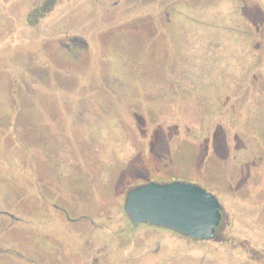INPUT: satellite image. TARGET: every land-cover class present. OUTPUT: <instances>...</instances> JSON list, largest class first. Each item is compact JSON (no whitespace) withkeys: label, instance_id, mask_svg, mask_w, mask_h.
Returning a JSON list of instances; mask_svg holds the SVG:
<instances>
[{"label":"rangeland","instance_id":"obj_1","mask_svg":"<svg viewBox=\"0 0 264 264\" xmlns=\"http://www.w3.org/2000/svg\"><path fill=\"white\" fill-rule=\"evenodd\" d=\"M43 1L0 0V180L15 179L14 196L0 190V206L23 217L8 230L0 218V264H87L95 253L101 264H138L124 252L110 257L128 239L119 214L125 192L174 170L204 177L225 226L222 241L162 254L178 264H264V0H97L106 11L121 4L88 24L77 57L63 47V31L92 0H59L28 22ZM212 1L226 5L234 29L220 52L240 75L191 89L173 73L179 23L188 7ZM98 79L119 81L122 92L103 131L88 134L70 126L67 101L77 105L76 89ZM165 92L170 99L160 101ZM62 210L86 213L102 231L68 223Z\"/></svg>","mask_w":264,"mask_h":264},{"label":"water","instance_id":"obj_2","mask_svg":"<svg viewBox=\"0 0 264 264\" xmlns=\"http://www.w3.org/2000/svg\"><path fill=\"white\" fill-rule=\"evenodd\" d=\"M225 6L212 1L188 7L190 15L179 23L182 36L177 43L182 52L177 58L181 66L175 64L173 73L175 78L178 73L180 80L189 82L183 83L186 87L211 88L239 79L235 62L234 67H228L227 53L220 52L226 33L234 29ZM159 95L160 101L170 99L168 92ZM123 209L135 223L163 226L201 240L213 239L221 220L218 197L200 185L183 181H150L134 186L126 193Z\"/></svg>","mask_w":264,"mask_h":264},{"label":"flooded vegetation","instance_id":"obj_3","mask_svg":"<svg viewBox=\"0 0 264 264\" xmlns=\"http://www.w3.org/2000/svg\"><path fill=\"white\" fill-rule=\"evenodd\" d=\"M34 1L35 0H31V4L34 3ZM58 2L59 0H44L41 6L34 9L33 13L28 17V22L34 23L35 21H38L40 17L44 15L46 16L47 13L53 10V8L57 5ZM90 3L93 4L94 6L92 5L88 11L84 10L83 13L87 11L85 15L82 18L74 21L72 24L66 26L65 30L63 31L65 34L64 37L67 40L63 44V47H65L68 51L70 48H72V50L70 49V52L72 53L74 57H77L76 55L77 50H79L80 48L82 49V47L85 44L83 41H81V39L83 38L84 34L87 31H89V29H91V25H88V24L96 23V21L99 20L97 18L102 16L103 14L102 11L104 9L106 11V8H104V5L102 4L103 2L92 0ZM117 4H118L117 2L111 3L110 9L106 11L107 14L111 13V11L118 8L121 3L118 5ZM106 7H109V5ZM98 9L99 11H101L102 9L103 10L99 13ZM89 16L91 17L89 18ZM79 28H81V30ZM77 33H82V35L80 36ZM75 39H78V41H76ZM77 83L71 81L70 83L71 87L68 84L69 86L68 91L70 93L75 91V87L79 85V83L78 84ZM96 84L101 85V88H99L100 86L96 87ZM106 85L108 86L107 89L105 88ZM110 85H112L111 88H110ZM75 92H78L81 95V99L77 101V105H76V102H73L75 104L74 107H72L71 103L67 101V107H68L67 113L70 115V119H71L70 121L71 125L70 124L69 125L71 127L77 128L78 124H81L83 130L87 132L88 134L89 133H96V134L101 133V131H103V128L105 126V116L108 117L112 115V111L114 110V106H115L114 104L115 100L117 99L119 100L120 98V94L122 92V89L120 88V82L117 80L112 81V80H106V79L87 80V86L83 85L82 87L77 88ZM18 93H20L19 98L21 100L23 99L22 102L20 101V107H22V105L25 104V102L23 101H26L24 100L26 99L25 91L21 90L20 92L18 90ZM106 97L108 98V100H106ZM89 99H92L93 101L89 102ZM105 104L107 107H105ZM77 107L79 108L78 111H77ZM111 108H113V110H110ZM20 109L19 111L21 112ZM66 121L68 122L67 119ZM66 121H63V122L66 123ZM114 123L115 121L113 119H109L107 122V124L110 125L111 127L113 126V128H114ZM92 138L94 139L95 137H92ZM157 170L158 169L156 168L153 169L154 172ZM193 171L194 172H192L191 174L189 173L188 175L186 174L187 172H185L186 175L183 173L184 177H180L179 176L180 171L174 170L175 173L170 174L169 176H167L168 178L163 181L157 180L151 177L147 181H143V183H139L137 185L144 184L150 181H155V182L183 181V182H187L190 184L200 185L206 190H208L207 186L209 184H206L203 180H201V179H204V177L202 178L198 174L199 172L197 170H193ZM195 175L197 176L199 181L194 180ZM9 180L10 181L8 182H5L4 180H0V190L3 188V191L7 190L8 192H10L11 196H14L13 191L15 190L14 189L15 183L12 180H15V179L11 180L9 178ZM200 181H202L203 183ZM39 183L40 182H37V183L33 182L34 187H37L38 185V187L40 188ZM18 186L23 187V185L20 183L18 184ZM132 187L134 186H131L126 190L125 195H124V200H125L127 191ZM218 189L219 187L216 188V190ZM211 192L216 197H218L215 194V192L213 191ZM16 197H18V193ZM0 204L4 205V203H0ZM5 204L9 205V202H6ZM220 204H221V209H220L221 220H220L219 225L215 228V235L213 239H210V240H201L198 238H193L190 236L182 235L172 229H169L163 226H154L149 223H135L130 219V217L124 211V209L119 210L120 211L119 214L122 215V217L126 221L125 223L127 226L126 229H124L125 232L123 233V236L127 235L126 237H128V239H127V242L120 241L117 246H113V248H111L110 250L111 260L113 257L120 255L121 252H124L126 254V258L128 262L131 261L132 259H135L138 264H178V262L173 261L171 259L172 258L171 255H163L162 253L167 252V251H178L182 247L183 248L186 247L187 249H190L194 252V251H198L201 248V245L204 243L222 241L221 234L225 226V216L226 215L224 213V207L221 201H220ZM20 208L21 207L18 206L16 210H21ZM0 210H4V211H0V218L4 221L2 222V224L6 225V227L4 228L6 230L12 228L15 224H18L19 221H21V219L23 218L21 217V215H18L17 213L15 214L14 212H12L11 209H9V206H0ZM61 213L65 217V220L68 223H72V225L73 223L82 224V223L89 222L91 224V227L92 228L95 227L96 229L95 230L96 232H94V234L98 233L99 231H102V227L100 226L102 225V223H99V222H96L90 219V217L86 213L74 214L72 210H70V212L68 210H62ZM108 219H110V217H108ZM165 241H169V244L167 245ZM162 243H165V244H162ZM97 254L98 253H95L94 255H92L93 257H91V259L89 260V262H87V264H101V262L104 260V257L103 258L102 256L98 257Z\"/></svg>","mask_w":264,"mask_h":264}]
</instances>
